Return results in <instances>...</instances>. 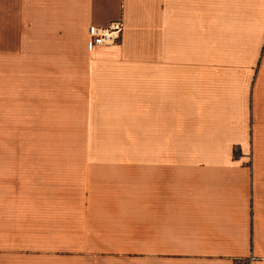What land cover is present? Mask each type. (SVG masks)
Segmentation results:
<instances>
[{
  "label": "crops",
  "instance_id": "obj_1",
  "mask_svg": "<svg viewBox=\"0 0 264 264\" xmlns=\"http://www.w3.org/2000/svg\"><path fill=\"white\" fill-rule=\"evenodd\" d=\"M72 127L0 145V264H264V0H0V138Z\"/></svg>",
  "mask_w": 264,
  "mask_h": 264
},
{
  "label": "rangeland",
  "instance_id": "obj_2",
  "mask_svg": "<svg viewBox=\"0 0 264 264\" xmlns=\"http://www.w3.org/2000/svg\"><path fill=\"white\" fill-rule=\"evenodd\" d=\"M61 137L60 140H49V139H38V140H29V139H19L12 137H1L0 145H12V146H29V147H46V148H63V149H72L79 148V142L82 143V135L78 131L77 127H72L71 133H65L62 130L60 134L57 135H47Z\"/></svg>",
  "mask_w": 264,
  "mask_h": 264
},
{
  "label": "built area",
  "instance_id": "obj_3",
  "mask_svg": "<svg viewBox=\"0 0 264 264\" xmlns=\"http://www.w3.org/2000/svg\"><path fill=\"white\" fill-rule=\"evenodd\" d=\"M124 22L121 17L113 19L106 25L92 23L88 25L87 32L92 44H113L122 39Z\"/></svg>",
  "mask_w": 264,
  "mask_h": 264
}]
</instances>
